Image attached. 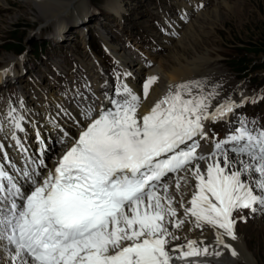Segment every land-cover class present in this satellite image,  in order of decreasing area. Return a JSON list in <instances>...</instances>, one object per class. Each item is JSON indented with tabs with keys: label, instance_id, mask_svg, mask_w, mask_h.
Returning a JSON list of instances; mask_svg holds the SVG:
<instances>
[{
	"label": "snow or ice",
	"instance_id": "snow-or-ice-1",
	"mask_svg": "<svg viewBox=\"0 0 264 264\" xmlns=\"http://www.w3.org/2000/svg\"><path fill=\"white\" fill-rule=\"evenodd\" d=\"M157 80L148 77L142 95L123 85L107 97L109 107L89 108L88 124L69 138L67 150L44 175L38 171L46 167L43 160L18 169L0 143V247L8 248L9 264H173L220 255L195 240L169 248L179 238L169 226L180 228L184 221L176 219L165 177L176 176L180 190L187 173L197 183L185 213L196 227L217 229V243L237 255L224 242L225 236L237 239L233 213L264 211V129L240 120L224 141L214 143L212 153L198 154L196 137L207 139L205 122L227 119L238 105L227 99L213 108L216 92L190 81L170 87L138 116ZM13 120L14 128L24 131L23 117ZM12 139L27 151L18 136ZM198 161H208L204 172Z\"/></svg>",
	"mask_w": 264,
	"mask_h": 264
},
{
	"label": "rangeland",
	"instance_id": "rangeland-1",
	"mask_svg": "<svg viewBox=\"0 0 264 264\" xmlns=\"http://www.w3.org/2000/svg\"><path fill=\"white\" fill-rule=\"evenodd\" d=\"M39 1L50 2L52 0ZM83 1L82 8L78 13L73 6L67 5L71 1L62 4L55 10V14L63 13L62 17H64V20L66 16L68 17L74 14L80 16L87 12L88 15H91H89V19L82 23L83 25L81 27L72 30L70 35L66 34L62 37L63 40L66 37L69 39L68 42L63 44L62 42L54 43L55 41H52L54 39V22L48 21L58 16L47 17L37 8L25 5L23 0H6L5 3L2 0L0 2V67L13 56L15 57V55L22 53V57L29 60L25 67L28 68V66L34 65V71L32 73L42 76L41 74L51 70L47 64L49 63L51 65L50 59H55L56 55H61V59L66 66H69V62L77 59V57L84 59L83 57L87 53L84 45L87 42H90V45L94 44L97 41L95 37L98 35V32H107L106 22L119 26L118 24L120 22L117 17L106 11V8L111 9L119 3L124 4V7L129 12L125 16V22L132 26L138 22L141 23L140 26L142 28L153 30L152 22L146 23V27H144L145 24H142L143 21H147L149 8L155 5V3H152V0ZM66 6L69 8H64ZM204 9L207 13H211V16L217 13V18L214 22H211L210 19L205 20L203 18V23L207 26L202 29L200 28V31L205 35L203 36L207 41L201 45V52L208 54L211 60L216 62V70L219 74L229 75V80L235 78V81H231L232 83H236L238 82L237 80L244 77L243 85L249 83L250 88H256L263 84L264 69L260 68V66L264 62V53L255 54L247 51L249 48H252L251 44L264 34V0H209ZM61 10L63 11L61 12ZM132 13L138 17L140 16L141 19L133 21L131 17ZM207 13H204V15ZM64 23H66V20ZM117 26H113L112 30L114 31H111V35L119 31ZM61 28H64V24H61ZM85 30H88L87 36L81 34ZM83 40L85 43H82ZM190 41L194 46L195 43L192 38ZM9 44L13 47L15 46L17 49L10 51L5 49L7 48L5 45ZM168 52L169 50L166 51V54ZM164 53L161 52L160 54L165 56L166 54ZM145 54L153 58L150 53L145 52ZM158 59H156V64L158 63ZM241 59L248 66L246 73H242L238 69V64H236ZM56 60H52V62L57 64ZM132 64L134 67L138 65L135 61ZM27 83L28 78L24 76L20 80V86L30 88ZM167 85V83L162 82L159 86L166 87ZM15 88L9 86L7 90L15 94ZM20 89L23 88L20 87ZM240 211L237 210L233 213V219L236 221V232L242 237L245 243L247 242V252L253 258V263L264 264V211L257 212L253 215L249 214L248 209ZM259 213H263V215L261 216Z\"/></svg>",
	"mask_w": 264,
	"mask_h": 264
},
{
	"label": "bare ground",
	"instance_id": "bare-ground-1",
	"mask_svg": "<svg viewBox=\"0 0 264 264\" xmlns=\"http://www.w3.org/2000/svg\"><path fill=\"white\" fill-rule=\"evenodd\" d=\"M25 5L33 6L37 8L43 15L47 17H54L58 16L54 19L48 20L52 21L53 27L55 28L54 31V38L57 35L55 40H61L66 34L70 35V32L75 28H79L81 23L85 20L89 19L90 16L85 12V14H81L78 16L74 14L72 16H66L65 20L62 17L63 13L55 14V10L58 9L62 4L71 1L69 6H73V8L78 13L81 10V6L83 5V0H52L50 2H41L39 0H23ZM178 6H180L184 10V4L180 0H176ZM2 2V0L0 1ZM5 3L6 0H3ZM1 4V3H0ZM188 4L190 2L188 1ZM226 4V3H225ZM224 4V5H225ZM228 5V4H227ZM229 7V6H228ZM69 8V7H64ZM64 10V9H63ZM61 10V12L63 11ZM109 13L115 14L120 20L124 18V15L128 14L127 8L124 7V4H117L113 6L111 9H107ZM119 13H118V12ZM205 11V10H204ZM54 12V13H53ZM205 12L197 11L195 13H191L189 15L190 19L195 14V20L189 19V23L185 26L184 24H180V28L182 29L185 27L184 31H182L181 36L176 40L173 41L170 45L167 44V50L169 52L163 57H153L151 61L155 63L154 71L157 70L161 72V83H167L168 85L164 87L163 90H159L158 86L151 89L152 93L148 95L147 99L143 103V110L138 116H142L146 114L151 107L160 100L161 95H166L169 88L181 83L196 81V78L199 76H203L206 70L209 69H216L212 67L211 58L208 54L201 52L200 47L201 45L207 41L204 37L205 35L200 31L203 27L207 25L203 23V18L205 20H211L214 22L217 18V13H214V16H211V13H207L204 15ZM133 15V13L131 14ZM136 19H138L136 15ZM133 20H135L133 18ZM61 24H64V28H61ZM201 28V29H200ZM204 35V36H203ZM193 39L195 45L193 46L190 42V39ZM63 40V39H62ZM106 41V40H104ZM193 43V44H194ZM107 47L111 50L110 52L115 53V48L109 44L108 42L105 43ZM137 47L136 44L133 45ZM121 51V50H120ZM144 52V51H143ZM121 53V52H120ZM145 53V52H144ZM147 53V52H146ZM125 60L128 61V54H124ZM147 55V54H146ZM148 56V55H147ZM158 59V63L156 64V59ZM128 59V60H127ZM23 60L20 59L18 63L22 62ZM134 60L129 61V70L127 73H130L132 76L135 77L134 87L140 84V81L143 77L149 76L152 70H147V68H143V65H134L132 64ZM13 63V60H8L1 68H0V86L5 85L6 83L10 82L11 79L8 80L9 74H13V78L18 81L21 79L20 74L17 75L11 70L8 65ZM157 65V66H156ZM214 65V63H213ZM134 67V68H133ZM133 68V70H131ZM7 73V74H5ZM7 78V79H6ZM92 81H97V76L94 75L92 77ZM47 85H44L46 88ZM157 88V89H156ZM49 90V88H48ZM47 90V91H48ZM164 92V93H163ZM46 96V100L48 107L52 105V103L59 101L61 97H56L54 92H46L44 97ZM36 102V101H35ZM39 102V100L37 101ZM33 105L30 108V113H38L41 112V108L37 105ZM82 103H80L81 105ZM69 107L70 112H58L55 111L54 113L51 112L50 118L47 122H44L43 119L40 121L36 120L35 123V130L30 128L27 129L26 134L24 135L23 145L24 148L27 149L26 152L18 149L17 147H5L4 151L8 153L9 160L15 164L16 168L24 169L30 168L33 166V162L38 163L40 160H43L46 167L39 168L38 171L41 175H43L49 167L54 165V159L58 158L68 147L72 134L76 131H79L81 127H83V121L76 117V107ZM31 106V105H29ZM78 106V105H77ZM81 110V106H78ZM64 133H68V136H65ZM44 141V145L40 144V141ZM44 148L43 154L40 153V149ZM58 152L57 155H54ZM3 152L0 153V162H3ZM231 158V157H230ZM234 158L233 160H235ZM208 163V162H207ZM207 163L201 167V171L204 172L207 166ZM221 166H224L221 163ZM5 167H8L7 163L5 162ZM238 167V165L236 166ZM11 171V169H9ZM235 170V168L233 169ZM16 175V173H13ZM23 184V187L27 188L28 184L23 182V178L19 177ZM247 178V177H244ZM197 181L192 183L191 185L186 186L184 189L179 191L177 195L173 197L174 203L173 207L176 208L178 216L176 219L180 218V215L186 214L185 208H190V200L193 196V193L196 191L195 185ZM258 191V190H257ZM261 212V211H258ZM180 214V215H179ZM260 214V213H259ZM261 216L263 213L260 214ZM261 218V217H260ZM190 222H185L180 228L173 229L170 225V231L173 232L179 238L176 239L178 242H188L191 240L197 241V246L203 247L207 246L209 249V253L219 252L220 255L209 254V255H201L197 256V261L201 264H252L253 258L247 252V246L242 237H240L235 228V233L237 236L236 240H232L231 238L225 236L224 242L225 244L231 245L237 252L236 256L231 255V251L228 248H225L222 244L217 243V229L208 225L207 228L200 229L196 227L194 222V218L189 215ZM259 219V218H258ZM181 230L178 232L177 230ZM202 242V243H201ZM0 264H9V251L3 252L0 247ZM254 264V263H253Z\"/></svg>",
	"mask_w": 264,
	"mask_h": 264
},
{
	"label": "trees",
	"instance_id": "trees-1",
	"mask_svg": "<svg viewBox=\"0 0 264 264\" xmlns=\"http://www.w3.org/2000/svg\"><path fill=\"white\" fill-rule=\"evenodd\" d=\"M11 39L13 40V38H11ZM6 46H7V48H5V49H7L9 51L10 50L17 49L15 46L13 47L11 44L6 45ZM251 47L252 48H249V50L247 52H253L255 54L264 53V34L257 41H254L251 44ZM236 64H238V67H241V68H239L241 71H246L247 68H248V66L245 65V62H243L242 59L239 62H237ZM260 68H263L264 69V62L262 63V65L260 66Z\"/></svg>",
	"mask_w": 264,
	"mask_h": 264
},
{
	"label": "clouds",
	"instance_id": "clouds-1",
	"mask_svg": "<svg viewBox=\"0 0 264 264\" xmlns=\"http://www.w3.org/2000/svg\"><path fill=\"white\" fill-rule=\"evenodd\" d=\"M239 210L243 211V209H239ZM241 211H240V212H241ZM258 211H259V210H258ZM258 211L254 212V213H252V212H250V211H248V212H249V214H250V215H253V214L257 213ZM179 215H180V214H179ZM180 216H181V215H180ZM177 231H178V232H179V231L181 232V230H180V229H179V230H177Z\"/></svg>",
	"mask_w": 264,
	"mask_h": 264
}]
</instances>
